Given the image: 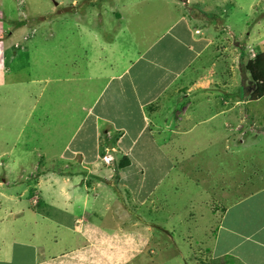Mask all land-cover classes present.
Returning a JSON list of instances; mask_svg holds the SVG:
<instances>
[{
  "label": "crops",
  "instance_id": "crops-1",
  "mask_svg": "<svg viewBox=\"0 0 264 264\" xmlns=\"http://www.w3.org/2000/svg\"><path fill=\"white\" fill-rule=\"evenodd\" d=\"M257 1L244 2L248 3L247 11L256 23L264 19V15L257 13L262 1ZM3 3L0 0L1 10ZM3 17L0 15V59L7 50L1 43V37L8 32L3 27L6 22ZM220 17L195 10L190 18L213 27V31L185 23L183 29L168 30L143 50L138 46L119 48L117 66L103 58L115 43L104 36V41H97L101 53L92 61L94 67L85 68L96 72L93 77L78 78L81 72L77 70L71 76L55 80L72 82L74 87L68 88L64 97L66 126L43 129L45 144L37 149L39 160L24 179L26 190L15 192L10 177L5 174L0 177V264H134L146 253L151 227L132 216L135 214H131L121 194L132 198L134 191H140L136 196L139 200L132 198L131 202L141 207L158 183L168 177L167 181L174 185V180L177 183L187 174L179 167V161L176 160L175 168L166 153L157 152L160 150L157 136L171 133L177 139L180 133L188 135L186 130L177 131L195 119H199L198 123H209L211 119L223 118L225 127L226 118L233 116L241 140L236 142L235 149L239 152L248 148L243 144L246 134L243 123L251 114L244 107L263 99L251 102L242 85V95L234 99L229 96L228 87L237 83L235 77L239 83L244 66L264 53V33L256 32V38L237 40L227 24L229 18ZM20 25H25L23 20L12 27ZM93 35L90 41L97 38L95 32ZM22 39L25 44L27 39ZM13 48L19 50L17 45ZM94 55L91 47L81 53L82 60ZM102 60L109 62L102 66ZM253 70L257 76L262 74L260 67ZM74 77L76 81H72ZM62 97L63 93L59 102ZM84 102H91L86 113L92 118L87 127L77 118V110ZM54 103L49 95L44 117H49ZM262 112L264 115V108ZM162 115L165 118L161 122ZM71 125L77 128L74 135H81L78 145L68 152L63 135L71 130ZM262 127L256 126L253 131L262 134ZM85 136L94 140L95 152L89 157L81 145L86 142ZM143 137L146 140L140 144ZM137 145L143 150L153 148L154 157L132 159ZM114 154H120L121 159L117 161ZM75 155H79L78 159ZM104 156L111 157L112 165L103 163ZM95 158L104 170L93 165ZM61 163L65 164L58 166ZM88 166L95 169L89 170ZM172 174L175 178L170 180ZM208 177V181L213 180L210 191L225 181V176L215 180V176ZM147 182L156 184L148 188ZM27 192L29 207L24 204ZM217 207L212 210L218 213L213 243L205 255H194L196 264H264V183L225 207ZM76 210L79 215H73ZM106 216L110 222L109 218L104 221Z\"/></svg>",
  "mask_w": 264,
  "mask_h": 264
},
{
  "label": "rangeland",
  "instance_id": "rangeland-1",
  "mask_svg": "<svg viewBox=\"0 0 264 264\" xmlns=\"http://www.w3.org/2000/svg\"><path fill=\"white\" fill-rule=\"evenodd\" d=\"M18 1L3 0V8L0 9V15L6 20L3 27L8 28L7 34L1 37V43L7 50L0 59V177L8 175L15 192L25 189L27 183L24 179L32 173V165L39 160L37 149L44 147L46 137L43 129L66 126L63 123V108L67 103L64 97L66 90L74 87L72 82L55 80L71 76L77 70L81 72L78 78L93 77L96 72L85 68L94 67L91 63L101 53L97 44L99 39L104 41V36H108L115 41L103 58L117 66L119 48L138 46L143 50L168 30L183 29L185 23L213 31V27L190 18L195 10L209 16L221 15V20L228 17L227 24L237 40L241 37L245 41L256 38V32L259 35L264 33V19L258 23L252 21L253 17L247 11L248 3H244L246 0H23L19 4ZM258 1L262 3L258 4L260 12L257 10V13L264 15V0ZM8 20L11 22L7 23ZM22 20L25 25L12 27L13 23ZM92 32L97 34V38L90 41V36L94 37ZM23 37L27 39L25 44ZM16 45L19 50H13ZM90 47L95 55L82 60L81 53ZM109 60H102L101 65L108 64ZM235 81L237 83L233 82L228 87L231 90L229 96L234 99L243 93L242 82L238 83L237 77ZM49 95L55 103L51 105L49 117H44ZM90 106L91 102H84L77 110L79 123L84 127L92 118L86 113ZM212 106L215 107L214 102ZM263 108V100L244 107L251 114L250 119L243 123L246 133L243 144L248 148L239 152L235 148L236 142L241 140L235 131L233 116L226 118L225 127L223 118L211 119L209 123H198L199 119H195L177 131L186 130L188 135L180 136V133L177 139L171 133L157 136L156 143L160 146L157 152L166 153L175 168L176 160L179 161V167L187 174L177 183L174 180V185L167 181L168 177L158 183L141 207L131 202L132 198L139 200L136 196L140 191H134L132 198L120 193L131 214H135L132 216L151 227L146 253L144 256L141 254L134 264H196L194 255H205L210 250L218 222V213L214 214L212 210L219 209L217 206L220 205L225 207L252 187L264 183V144L259 143L264 141ZM67 109L71 114L70 108ZM164 118L162 115L160 121ZM256 126H263L262 134L253 131ZM76 129L71 125V130L63 135L68 152L79 143L81 134L75 136ZM83 138L86 142H81V145L89 157L95 152L94 140L91 136ZM145 140V137L141 138L140 144ZM137 147L132 151V159L154 157L153 148L143 150ZM78 156L74 157L78 159ZM114 157L117 161L121 159L120 154H114ZM62 164L65 163L58 166ZM93 165L104 170L96 158ZM214 169L216 171L212 172ZM173 175L169 176L170 180L175 178ZM208 176H215L214 180L225 176V181L221 182V187L210 191L213 180L208 181ZM155 184L147 182L145 186L150 188ZM28 197L27 192L24 202L27 207ZM73 215H79V211Z\"/></svg>",
  "mask_w": 264,
  "mask_h": 264
},
{
  "label": "trees",
  "instance_id": "trees-1",
  "mask_svg": "<svg viewBox=\"0 0 264 264\" xmlns=\"http://www.w3.org/2000/svg\"><path fill=\"white\" fill-rule=\"evenodd\" d=\"M200 16L202 15L200 14ZM257 67L262 68V74L258 76L253 70L257 69ZM243 70L244 73L241 77V82L243 90L245 91L244 95H248L249 100L251 102H254L259 99L264 100V53L257 55L252 61H249L244 66ZM246 75H248L249 78L246 77Z\"/></svg>",
  "mask_w": 264,
  "mask_h": 264
},
{
  "label": "built area",
  "instance_id": "built-area-1",
  "mask_svg": "<svg viewBox=\"0 0 264 264\" xmlns=\"http://www.w3.org/2000/svg\"><path fill=\"white\" fill-rule=\"evenodd\" d=\"M19 2H21V3H23V0H20ZM255 57V55L254 54H252L251 55V58L253 59ZM102 161H103V163H105L106 165H112V159H111V157H109V156H104V157H102V159H101Z\"/></svg>",
  "mask_w": 264,
  "mask_h": 264
}]
</instances>
